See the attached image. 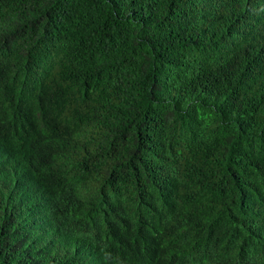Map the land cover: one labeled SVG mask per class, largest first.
<instances>
[{
  "label": "trees",
  "instance_id": "obj_1",
  "mask_svg": "<svg viewBox=\"0 0 264 264\" xmlns=\"http://www.w3.org/2000/svg\"><path fill=\"white\" fill-rule=\"evenodd\" d=\"M0 264H264V0H0Z\"/></svg>",
  "mask_w": 264,
  "mask_h": 264
}]
</instances>
